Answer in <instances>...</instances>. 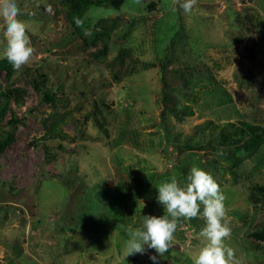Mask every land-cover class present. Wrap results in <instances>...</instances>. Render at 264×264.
Wrapping results in <instances>:
<instances>
[{
    "label": "rangeland",
    "instance_id": "rangeland-1",
    "mask_svg": "<svg viewBox=\"0 0 264 264\" xmlns=\"http://www.w3.org/2000/svg\"><path fill=\"white\" fill-rule=\"evenodd\" d=\"M63 1L16 0L35 49L19 71L0 18V264H194L203 205L162 257L124 258L194 166L220 185L235 264H264V141L232 137L264 126V0H121L80 31Z\"/></svg>",
    "mask_w": 264,
    "mask_h": 264
},
{
    "label": "clouds",
    "instance_id": "clouds-1",
    "mask_svg": "<svg viewBox=\"0 0 264 264\" xmlns=\"http://www.w3.org/2000/svg\"><path fill=\"white\" fill-rule=\"evenodd\" d=\"M196 3L197 0H183L179 7L185 14H190ZM20 15L21 10L16 0H0V18L5 24L4 56L14 71L29 64L35 53L26 26L18 19ZM157 189L156 199L164 207L165 214L144 216L142 225L129 231L124 258L135 254L142 255L146 248L154 249L162 257L174 241L178 221L181 218H197L203 205L202 216L206 226L199 235L207 240V244L200 249L194 264H235L234 251L224 243L231 236L225 197L211 174L194 166L187 176L186 186L182 187L176 178H172ZM150 259L155 261L157 257L152 256Z\"/></svg>",
    "mask_w": 264,
    "mask_h": 264
},
{
    "label": "trees",
    "instance_id": "trees-1",
    "mask_svg": "<svg viewBox=\"0 0 264 264\" xmlns=\"http://www.w3.org/2000/svg\"><path fill=\"white\" fill-rule=\"evenodd\" d=\"M121 0H64L63 4L67 6V16L70 24L75 31H80V18L84 10L91 7H99L105 4L114 5ZM241 125L236 126L232 132V137L237 140V136H249L251 141L246 143L248 147L254 148L257 144L264 141V126L255 125L252 123L240 122ZM229 135L222 133V138H228ZM13 141V136L10 133L6 138L0 139V152Z\"/></svg>",
    "mask_w": 264,
    "mask_h": 264
}]
</instances>
